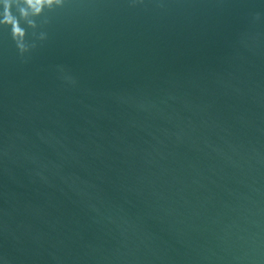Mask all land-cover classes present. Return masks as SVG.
Masks as SVG:
<instances>
[{"label": "water", "instance_id": "obj_1", "mask_svg": "<svg viewBox=\"0 0 264 264\" xmlns=\"http://www.w3.org/2000/svg\"><path fill=\"white\" fill-rule=\"evenodd\" d=\"M37 23L0 26V264H264V0Z\"/></svg>", "mask_w": 264, "mask_h": 264}, {"label": "clouds", "instance_id": "obj_2", "mask_svg": "<svg viewBox=\"0 0 264 264\" xmlns=\"http://www.w3.org/2000/svg\"><path fill=\"white\" fill-rule=\"evenodd\" d=\"M65 3L66 0H0V26L10 28L13 41L23 55L33 46L28 42V29H37L39 18L63 8Z\"/></svg>", "mask_w": 264, "mask_h": 264}]
</instances>
